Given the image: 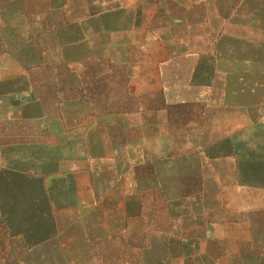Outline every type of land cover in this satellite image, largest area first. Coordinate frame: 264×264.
<instances>
[{
  "label": "crops",
  "instance_id": "0c3cea01",
  "mask_svg": "<svg viewBox=\"0 0 264 264\" xmlns=\"http://www.w3.org/2000/svg\"><path fill=\"white\" fill-rule=\"evenodd\" d=\"M176 2L50 0L0 27L26 255L63 254L61 216L81 208L157 264H264V0H230L212 23L194 11L207 0Z\"/></svg>",
  "mask_w": 264,
  "mask_h": 264
},
{
  "label": "rangeland",
  "instance_id": "374dc122",
  "mask_svg": "<svg viewBox=\"0 0 264 264\" xmlns=\"http://www.w3.org/2000/svg\"><path fill=\"white\" fill-rule=\"evenodd\" d=\"M50 0H0V27L9 20L16 21L18 12L27 7L42 9ZM182 1L177 0L176 5ZM230 0H207L206 5L196 6L195 13H206L229 4ZM211 23L213 16H210ZM211 28V26L209 27ZM210 30L192 34V39L212 38ZM26 141L24 139H0V264H157L158 255L140 247L138 250H119L120 236L103 240L104 231H117L119 223L111 218L104 222L99 211L94 217L86 209L81 210L78 222H68L71 217L63 215L61 224L63 241L67 249L60 255H26ZM85 198V197H83ZM104 208H100L103 210ZM74 210V209H72ZM152 227L166 224L153 223ZM176 227V224H172ZM145 231V230H143ZM99 237L87 240V237ZM156 240L158 236H154ZM121 242H123L121 240ZM166 264V262L162 263ZM169 264H179L177 257L169 258Z\"/></svg>",
  "mask_w": 264,
  "mask_h": 264
}]
</instances>
